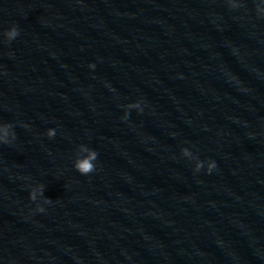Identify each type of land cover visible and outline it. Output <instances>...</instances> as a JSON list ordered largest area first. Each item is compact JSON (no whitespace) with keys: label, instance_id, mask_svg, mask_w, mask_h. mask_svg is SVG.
<instances>
[{"label":"water","instance_id":"95a60500","mask_svg":"<svg viewBox=\"0 0 264 264\" xmlns=\"http://www.w3.org/2000/svg\"><path fill=\"white\" fill-rule=\"evenodd\" d=\"M7 124L0 264H264V0H0Z\"/></svg>","mask_w":264,"mask_h":264},{"label":"clouds","instance_id":"9594fccd","mask_svg":"<svg viewBox=\"0 0 264 264\" xmlns=\"http://www.w3.org/2000/svg\"><path fill=\"white\" fill-rule=\"evenodd\" d=\"M4 37L7 39V41L10 43L11 41H13L18 35H19V30L16 26H12L11 28H9L8 30H6L3 33ZM89 68H95L94 64H89ZM143 110H141L142 112ZM122 119L127 120L128 116L122 117ZM11 130V134L13 136V138H15V132L13 131V125L12 124H7V126H2L0 127V133H2L3 135H0V143H4L7 144L9 143V141L6 139V137L9 135V132ZM55 132L50 130L49 131V136H54ZM83 147V146H82ZM83 150L85 152H87V156L80 158L77 160V162L75 163L74 167L75 169L82 175H88L90 173H92L93 171H95V164L94 161L97 160L98 157V153L93 150V149H89L84 147ZM217 167L215 161L209 166L207 172L211 173L213 171V169H215ZM31 200H35V193L33 192L30 196ZM47 203H51L50 200L46 201ZM40 212H44L45 210L43 208L39 209Z\"/></svg>","mask_w":264,"mask_h":264}]
</instances>
